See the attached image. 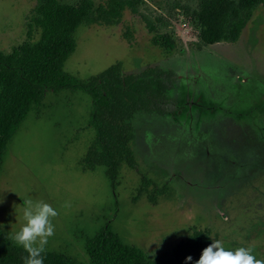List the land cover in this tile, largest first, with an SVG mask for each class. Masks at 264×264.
I'll return each mask as SVG.
<instances>
[{
  "label": "rangeland",
  "instance_id": "obj_1",
  "mask_svg": "<svg viewBox=\"0 0 264 264\" xmlns=\"http://www.w3.org/2000/svg\"><path fill=\"white\" fill-rule=\"evenodd\" d=\"M60 1L97 6L106 0ZM123 1L126 10L119 23L78 27L77 47L65 70L88 80L119 62L124 75L149 67L178 74L181 64L204 62L206 84H215L213 95L227 94L231 99L228 106H216L218 113L207 112L203 118L194 114V121L200 120L207 129L203 140L207 152H200L199 139L192 140L188 121L172 119L171 112L189 95L197 99L196 79L185 85L179 78L163 112L143 111L131 120L138 170L124 165L114 189L103 167L91 170L82 164L94 137L90 96L80 90L47 91L44 107L29 113L5 154L0 228L8 235L18 231L24 224L23 200L32 199L57 212L45 248L83 262L88 261L85 240L107 222L124 243L152 258L171 253L194 229H209L212 240L229 248L251 247L264 258V170L252 171L255 165L256 171L258 165L264 166V2L251 11L237 42L207 44L196 16L204 0ZM39 4L40 0H0V52H11L29 40V24L37 17ZM245 13L242 9L240 16ZM235 21L229 18L227 31ZM32 24L30 40L36 42L41 30ZM127 30L133 38L125 36ZM157 33L171 37L173 53L152 43ZM228 107L242 115L250 112L262 132L250 126L248 115L233 118L220 112ZM140 172L158 187H168L155 203L148 194H138Z\"/></svg>",
  "mask_w": 264,
  "mask_h": 264
},
{
  "label": "trees",
  "instance_id": "obj_2",
  "mask_svg": "<svg viewBox=\"0 0 264 264\" xmlns=\"http://www.w3.org/2000/svg\"><path fill=\"white\" fill-rule=\"evenodd\" d=\"M264 0H204L196 13L201 38L207 44L222 40L237 42L251 11ZM246 11L241 17V10ZM126 10L123 0H106L94 6L82 2L78 6L60 0H40L37 17L32 18L41 30L40 39L32 42L33 24H29L28 39L11 52H0V170L13 137L29 113L40 112L47 91L59 94L65 90L83 91L92 101L89 125L94 137L82 160L84 168L103 167L111 186H118L124 165L138 170V160L132 147L134 131L131 120L140 112H163L168 93L176 78L172 70L149 67L139 74L122 72L116 63L88 80H79L65 70V63L77 47L75 33L82 24L119 23ZM236 19L226 30L229 18ZM125 36H133L127 30ZM133 38V37H132ZM152 43L171 54L176 49L168 35L155 34ZM185 100L171 112L172 119L182 121L189 112ZM209 114V113H208ZM253 166V173L264 170ZM255 169V170H254ZM252 173V172H249ZM138 194L146 193L155 203L168 187H158L145 173L140 172ZM118 206V203H117ZM212 243L209 229H194L171 251L152 258L144 250L126 244L115 233L112 224L106 225L93 237L85 240L88 261H80L63 251L45 248L43 264H185L186 257L195 264L202 250ZM28 252L14 244L0 228V264H25Z\"/></svg>",
  "mask_w": 264,
  "mask_h": 264
},
{
  "label": "clouds",
  "instance_id": "obj_3",
  "mask_svg": "<svg viewBox=\"0 0 264 264\" xmlns=\"http://www.w3.org/2000/svg\"><path fill=\"white\" fill-rule=\"evenodd\" d=\"M57 215L56 210L43 201L23 200V226L9 239L17 246H22L28 257L25 264H43V256L47 237L53 234L51 218ZM192 257H186L185 264ZM195 264H264V258H258L251 247H226L219 239H213L205 247Z\"/></svg>",
  "mask_w": 264,
  "mask_h": 264
},
{
  "label": "flooded vegetation",
  "instance_id": "obj_4",
  "mask_svg": "<svg viewBox=\"0 0 264 264\" xmlns=\"http://www.w3.org/2000/svg\"><path fill=\"white\" fill-rule=\"evenodd\" d=\"M181 65H182V70L180 73L175 74L172 71V75L176 78V81L179 80V78H181L180 81H182L185 85H188V83L192 84V79L195 78L197 85H198L197 96H196L197 99L191 98L190 95L188 98L185 99L184 107H188L189 112L187 114H185L182 122L183 121L189 122V124H188L189 126L187 127V129H190V132L192 135V140H194L195 138L199 139L200 145L198 144V146L201 149L200 152L202 154H205L207 152V150L205 148L206 145L203 144V140H204V137L207 133V129H205L202 126V123L200 120L194 121V114H196L197 116H202V118H203V116L206 117L205 115L207 112H209L210 114H215L219 110L218 109L219 107L218 108L216 107L217 105L220 104V105L224 106V104H225V106L226 105L228 106V102H231V99L227 94L220 93V96H218V97L213 95L214 91L211 89L215 84L214 85L213 84L212 85L206 84V82H207L206 80L209 78V76L208 75L206 76V73H208V71L207 72L205 71V65L206 64L204 62H201V63L198 61H196V63L191 62V63H189V65L187 67L184 64H181ZM181 65H180V67H181ZM210 92H211V94H210ZM218 92H219V90H218ZM190 93L191 92H189V94ZM230 106H231V103H230ZM220 112H222V113H224L230 117H233V118H235V117L238 118V117H242L243 115H246V114L242 115L241 112H238V113L234 112L233 110L230 109V107H228L224 110L222 109V111H220ZM249 113L247 115L249 116V119H250V123H251L250 126H252L254 129H257L258 132L261 133L262 128L256 123L255 120H253L254 115H250ZM202 118H201V120H203ZM194 123H195V125L193 126ZM195 127L197 129L196 130V137L194 135ZM252 171H250V172H252Z\"/></svg>",
  "mask_w": 264,
  "mask_h": 264
},
{
  "label": "water",
  "instance_id": "obj_5",
  "mask_svg": "<svg viewBox=\"0 0 264 264\" xmlns=\"http://www.w3.org/2000/svg\"><path fill=\"white\" fill-rule=\"evenodd\" d=\"M194 85H196L195 81H194ZM193 89V93L195 92V86L192 88Z\"/></svg>",
  "mask_w": 264,
  "mask_h": 264
}]
</instances>
